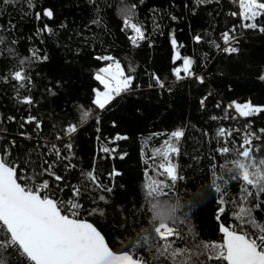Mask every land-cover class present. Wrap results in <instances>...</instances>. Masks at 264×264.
<instances>
[{
  "label": "snow or ice",
  "instance_id": "obj_1",
  "mask_svg": "<svg viewBox=\"0 0 264 264\" xmlns=\"http://www.w3.org/2000/svg\"><path fill=\"white\" fill-rule=\"evenodd\" d=\"M18 2L0 0V14ZM24 4V14L31 11L37 21L54 18L51 7L36 11L35 0ZM106 7L101 0H86L85 14L90 11V25L108 33L112 12ZM145 8V0H119L113 6L125 54L118 57L109 48L87 53V63L96 62L90 72L95 83L83 97L62 77L38 81L42 69H37L49 54L28 48L27 55H19L15 24L9 19L7 28L0 25L12 37L0 35V54L6 48L12 58L0 68V92L8 100L0 105V264H264V123L256 125L257 119L264 121V96L225 102L207 69L209 53H202L197 71V59L182 54L185 44L175 30L167 33L170 64L141 73L138 51L154 47L152 35L164 34L165 18L180 19L173 14L174 2L148 9L150 17ZM183 11L192 17L206 13L213 20L223 15V28L210 40L207 32L190 28L192 43L208 42L217 60L231 63L242 53V41L264 38V0H189ZM42 32L53 29L44 24L37 28L38 35ZM78 35L85 46L95 43V36ZM82 51L78 45L75 54ZM256 78L264 83V69ZM185 87L202 123L181 119L170 130L152 132L163 140L150 154L141 148L145 167L139 200L118 199L125 189L117 179L123 173L114 164L101 169L99 162L124 160L128 153L118 142L129 136L117 131L102 141L101 114L117 98L146 92L172 107L169 100ZM37 94L47 102L46 111ZM86 125L95 128L98 147L84 166L76 141ZM117 126L112 119L111 127ZM185 169L202 173L200 190L189 201L179 191L188 179ZM207 200L214 205L216 239L199 238L192 223L193 208Z\"/></svg>",
  "mask_w": 264,
  "mask_h": 264
},
{
  "label": "trees",
  "instance_id": "obj_2",
  "mask_svg": "<svg viewBox=\"0 0 264 264\" xmlns=\"http://www.w3.org/2000/svg\"><path fill=\"white\" fill-rule=\"evenodd\" d=\"M36 11L42 7H51L54 10V18H42L37 21L29 11L28 15L24 14L21 9H26L24 0H19L13 8L9 6L8 10L0 14V25L4 28L8 27V20L11 19L15 24L13 36L18 39V45L15 46L16 52L23 56L27 55L28 48H40L49 54V61L45 65L40 66L37 71H41V75L37 76L38 81L47 82L53 77H62L67 81V85L74 93H78L81 97L85 96L90 84L94 85V81L90 79V72L96 62L91 64L87 62L93 48L102 51L103 48H109L113 54L123 57L125 54L124 38L115 27L118 23L116 13L112 10L113 6L118 4L119 0H101L102 5H106V11H111L112 26L108 33L95 25H90L91 12L86 15V0H35ZM176 4L173 14L180 17L175 22L165 18L163 35L156 32L152 35L155 41L154 47L149 49L143 47L137 53V62L140 65L139 71L142 73L144 68L151 70L162 69L165 63L170 64V44L168 43L167 33L175 30V35L179 43L185 44L182 54L193 55L198 61L197 71H200L199 65L204 63L202 53L208 52L211 62L207 65L213 79V86L218 87L221 96L225 102L229 98L243 100L246 98H260L264 96V83L256 78V73L260 69H264V38L254 36L252 39L241 42L242 53L238 58H234L231 63L216 59L215 50L208 42L201 45H194L191 41L190 28L196 32L208 33L206 41L219 35L221 28L224 26V18L221 14L215 20L206 13L201 17H192L190 13L183 11V4L189 0H145L147 8L144 13L151 16L148 9L152 7L168 8L171 3ZM143 7V6H142ZM143 18V17H142ZM107 20L108 17L106 16ZM47 24L53 29L51 34L42 32L37 34V28H43ZM65 27H61V25ZM85 24H89V28H85ZM149 30L151 31V20L148 21ZM90 39L95 36V43L85 46L82 42V36ZM0 35L8 39L6 32L0 31ZM44 43L41 44L40 40ZM80 46L84 51L77 56L76 48ZM168 58L167 60L165 58ZM12 58L7 55V49L4 48L3 54H0V68L10 65ZM222 69V71H221ZM146 80L147 77H144ZM231 86L232 91H229ZM192 95H195L193 90ZM45 107L41 111L48 108L47 102L37 94ZM167 99V96H165ZM118 102H114V106L107 113H102L101 137L113 136L117 131L121 134L129 136V140L118 142L123 151L128 153L124 160L119 158L115 160L101 161V169H108L113 164L123 173L122 177L117 178L119 183L125 185V189H121L117 193V198L122 201L139 200L138 189L141 186L142 172L145 167L141 159V148L143 147L147 153H151L152 148L158 147L163 137H152V132H162L166 128L170 130L174 123H178L181 119L185 123L191 120L198 126L202 121L201 114L194 108L195 101L189 96L187 87L180 89L178 94L169 100L172 107L162 104L161 99L156 94L137 93L128 96L125 99L117 98ZM8 103L7 97L0 92V105ZM62 104V100H58ZM54 107V105H52ZM139 108V112L136 109ZM2 110V109H0ZM11 114V113H9ZM112 119L118 122L116 129L111 127ZM264 121L256 120L258 126ZM95 128L85 126V129L79 134L76 141V151L78 162L87 166L98 147L95 140ZM187 158H185L186 160ZM188 179L180 182L179 189L184 201L191 200L192 194L200 190L202 183V173H195L188 169ZM214 205L211 200H207L202 206L195 207L192 210V223L198 233V237L202 239H216L219 236L216 223L213 219Z\"/></svg>",
  "mask_w": 264,
  "mask_h": 264
}]
</instances>
